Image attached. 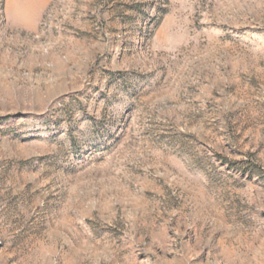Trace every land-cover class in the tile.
<instances>
[{"label":"rangeland","instance_id":"obj_1","mask_svg":"<svg viewBox=\"0 0 264 264\" xmlns=\"http://www.w3.org/2000/svg\"><path fill=\"white\" fill-rule=\"evenodd\" d=\"M0 264H264V0H0Z\"/></svg>","mask_w":264,"mask_h":264}]
</instances>
